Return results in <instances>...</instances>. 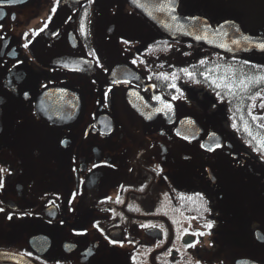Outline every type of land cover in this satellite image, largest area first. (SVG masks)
I'll list each match as a JSON object with an SVG mask.
<instances>
[{"label":"flooded vegetation","instance_id":"flooded-vegetation-1","mask_svg":"<svg viewBox=\"0 0 264 264\" xmlns=\"http://www.w3.org/2000/svg\"><path fill=\"white\" fill-rule=\"evenodd\" d=\"M61 7L0 0V264H264V88L245 91L249 135L226 101L239 64L222 57H236L161 38L124 0H73L57 25ZM59 84L87 102L60 132L83 106L58 95L46 113L41 93ZM153 99L213 125L224 114L226 131L176 134L171 107L172 120H136Z\"/></svg>","mask_w":264,"mask_h":264},{"label":"water","instance_id":"water-1","mask_svg":"<svg viewBox=\"0 0 264 264\" xmlns=\"http://www.w3.org/2000/svg\"><path fill=\"white\" fill-rule=\"evenodd\" d=\"M124 1L161 38H165L171 42L190 43L226 56L242 57L251 61L258 58L264 59V50L258 46L264 43V0H140V7L133 3V0ZM69 2H73V0H62V7L56 20L57 25L63 22L58 21V19L63 20L62 18H64L63 15L65 10H67ZM186 5L187 9L185 8ZM173 8L175 9L174 11H172ZM203 9L204 12L200 13ZM172 16H175L176 19L173 20ZM196 36H201L202 39L197 40ZM38 60L42 62L40 58ZM51 60L53 61L54 59L52 58ZM49 66L51 69L58 68V66L53 65V62ZM124 67V70H122L123 76H128L130 73L136 75L135 71L129 68V64L128 66L124 65ZM115 68L117 67L114 66L113 70ZM91 69L93 70V65ZM83 72L87 73L89 71L84 70ZM91 74L93 77L98 76V74L94 75L92 71ZM38 79L41 78L39 77ZM107 79L110 80L109 77L103 78L102 76V84H105ZM98 80L101 79L98 78ZM41 95L46 113L51 112L52 97H57L58 95L70 97V104L73 107L71 111L75 113H78L79 110L77 103L75 104L74 102V100L76 101L75 96H79L82 101L83 108L80 110L81 114L78 120L72 121L70 125H65L61 130H58L59 132L69 129L72 125L83 119L87 102L81 88L74 84H59L44 89ZM205 96L208 102L212 101L210 94H206ZM153 101L154 103L149 104L148 108L145 107L143 116H136V120L143 122L148 115L154 113L159 117L155 122L161 123L164 120H169L171 118L166 111L168 110L167 104H169L176 113L175 125L170 126L176 130V134L183 135L186 132L190 133L193 130L200 129L204 137L208 128L213 126L215 130L217 128L218 131H226L224 126L226 115L224 114L220 115L218 124L213 125L212 123L204 122V119L198 118L192 113L184 114L180 109L176 108L173 102H169L168 100H166L167 103L164 107L158 109L157 102L159 101L157 99H153ZM208 102L205 105H209ZM60 106L63 105L60 104ZM205 109L207 112L209 106H206ZM60 112L67 113L65 114V118L70 119L68 108L62 109ZM37 114L39 119L45 120L38 112ZM205 120L211 121L210 119ZM44 124L47 126V122L44 121ZM49 126L53 125L49 124ZM49 126L47 128L53 131ZM213 134L222 143L224 142L225 135L223 133L213 132ZM209 142L210 136L206 144Z\"/></svg>","mask_w":264,"mask_h":264},{"label":"trees","instance_id":"trees-1","mask_svg":"<svg viewBox=\"0 0 264 264\" xmlns=\"http://www.w3.org/2000/svg\"><path fill=\"white\" fill-rule=\"evenodd\" d=\"M219 56H222V55H219ZM222 59L224 61H227V62H232L234 64L237 65V63L239 64V66H237L235 68V74L236 76L234 77V80L236 81H241V80H249V78H252L251 80H249L248 82V86L250 87L251 89V92L252 91H255L253 89H255L256 87H258L259 85L262 86V89L264 88V79H260L261 77H264V68L263 69H250V71L248 72V70H246V67L245 69H243L240 65H246V62L241 60L240 58H230V59H227L226 57H222ZM238 67H241V68H238ZM211 68H213L212 66L208 65L206 68L204 69H207L206 73L210 74L212 73V70ZM217 72H219L218 76H220V74L223 72V66L221 65L220 67L217 68ZM224 74H227V71H226V67L224 69ZM227 80L226 77L224 78H220V81L222 83V85L224 87H226V84H225V81ZM210 94L213 95V89L211 88H208L206 89ZM221 90V93L224 92L223 94H219L220 97H224V96H227L228 95V90L226 92V90L224 88H220ZM235 90L236 92L235 93H232V95L234 96V100H230L231 98H226V101H228L230 103V106L232 109H234L233 113L235 114L234 115V120L239 124V127L241 128V130L245 127V120H244V116H243V106H244V97H245V91L246 89L240 84L238 83V85L235 87ZM218 92V91H217ZM224 99V98H223ZM229 99V100H228ZM228 104V103H227ZM228 106V105H227ZM240 130V131H241Z\"/></svg>","mask_w":264,"mask_h":264},{"label":"snow or ice","instance_id":"snow-or-ice-1","mask_svg":"<svg viewBox=\"0 0 264 264\" xmlns=\"http://www.w3.org/2000/svg\"><path fill=\"white\" fill-rule=\"evenodd\" d=\"M12 2H15V0H12ZM59 2H60V0H55V3H56L57 5L59 4ZM90 2H91V0H90ZM133 3H135L138 7L141 6V4H140V0H133ZM174 10H175V9L173 8L172 11H174ZM52 12H53V13L56 12V8H55V7L52 8ZM86 15H87V13L85 12V16H86ZM0 19H3V16H2V15H0ZM13 19H15L14 16H13ZM49 19H51V18H49ZM172 19L175 20L176 17H175V16H172ZM0 27H2V25H0ZM44 27H47V24H45ZM43 30H44L43 28L40 29V31H43ZM81 31H84V24H83V21L81 22ZM195 38H196L197 40L202 39L201 36H196ZM234 43H236V41H234ZM258 46H259L260 49L264 50V43H261V44H259ZM24 47H28V45L25 44ZM98 63H99V62H98ZM134 63H135V61H134ZM202 63H203V61H202ZM189 75H190V74H189ZM251 79H252V78H249V80H251ZM260 79H264V77H261ZM113 83H116V81H113ZM125 83H127V81H125ZM240 84H241V85L247 90L248 85H247V83H246L244 80H241V81H240ZM217 87H219V85H217ZM230 91H231V89H230ZM108 92H111V88L108 89ZM108 92H105V93H104V96H105V97H107ZM256 96H260V93H256ZM250 98H251V99H255V97H250ZM261 98L264 99V97H261ZM167 107H169V109H170L171 106H170V105H167ZM260 107H261V108H264V104H261ZM148 119H151V117L149 116ZM254 119H255V117H254ZM235 126H236V125H235V123H234V124H233V127H235ZM245 131L248 132L249 135H251V131H250V129H248L247 127H245ZM185 139H187V137H185ZM261 146H264V141L261 142ZM201 147H203V145H201ZM217 147H219V145H217ZM212 150H213V149H211V148L208 149V151H212ZM0 171H4V170H3V169H0ZM2 187H3V181L0 180V188H2ZM53 203H54V202H53ZM3 211H4V209H3V208H0V212H3ZM7 218H8L9 220H11V219H12V216H11V215H8ZM144 227H147V226H144ZM152 227H155V225H152ZM207 227H208V228H211V227H212V224L209 223V224L207 225ZM200 235H203V233H201ZM110 242H111V243H115V241H110ZM186 246L189 247V248H191V247H194L195 245H194V244H191V243H188ZM169 253H171V249H169ZM189 264H191V261H189Z\"/></svg>","mask_w":264,"mask_h":264},{"label":"rangeland","instance_id":"rangeland-1","mask_svg":"<svg viewBox=\"0 0 264 264\" xmlns=\"http://www.w3.org/2000/svg\"><path fill=\"white\" fill-rule=\"evenodd\" d=\"M231 75H234V73L233 74H231ZM204 103H207L208 102V99L207 98H204V101H203Z\"/></svg>","mask_w":264,"mask_h":264}]
</instances>
